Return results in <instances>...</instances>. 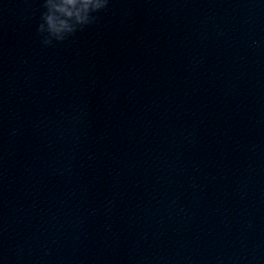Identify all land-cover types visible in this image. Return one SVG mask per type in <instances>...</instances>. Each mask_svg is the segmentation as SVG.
<instances>
[{
	"label": "water",
	"instance_id": "95a60500",
	"mask_svg": "<svg viewBox=\"0 0 264 264\" xmlns=\"http://www.w3.org/2000/svg\"><path fill=\"white\" fill-rule=\"evenodd\" d=\"M0 0V264H264V0H109L45 47Z\"/></svg>",
	"mask_w": 264,
	"mask_h": 264
},
{
	"label": "clouds",
	"instance_id": "9594fccd",
	"mask_svg": "<svg viewBox=\"0 0 264 264\" xmlns=\"http://www.w3.org/2000/svg\"><path fill=\"white\" fill-rule=\"evenodd\" d=\"M109 0H43L36 27L45 47L61 44L94 24Z\"/></svg>",
	"mask_w": 264,
	"mask_h": 264
}]
</instances>
